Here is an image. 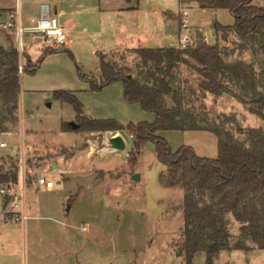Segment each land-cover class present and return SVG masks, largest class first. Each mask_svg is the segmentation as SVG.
Listing matches in <instances>:
<instances>
[{
    "label": "rangeland",
    "instance_id": "obj_1",
    "mask_svg": "<svg viewBox=\"0 0 264 264\" xmlns=\"http://www.w3.org/2000/svg\"><path fill=\"white\" fill-rule=\"evenodd\" d=\"M182 1L187 5H197L194 0ZM252 2L264 5V0ZM138 7H154L174 15L163 26L156 18L145 20L142 14L137 13L133 14L128 25L134 31L148 28L154 32L165 31L170 34L166 39L170 45L178 44L183 33L195 42L196 32L203 34L204 41L209 44L219 39L222 45L232 49L238 42L232 34L226 40H221L220 34L213 35L214 20L225 25L233 23L227 9L188 8L187 21L193 26L185 30L180 24L182 18L177 0H138ZM106 27L103 25L100 34L83 36L74 52L71 48L62 47L47 53L33 74L20 72L23 74L19 82V125L10 131V135L0 133V141L6 143L4 148H0V166L7 169L11 160L18 163L19 155L14 153L21 143L24 148L29 147L24 159L26 176L34 179V171L38 170L55 184L46 190L37 188L33 182L26 183L27 204L32 207L39 202L45 205L46 210L39 212L42 215L55 210L69 211L68 220L75 231L84 227L83 232L88 236L84 264H185L177 254L183 222L182 199L179 201L181 196L177 191L166 186L174 184L172 187L180 189L182 195L183 190L177 186L179 176L163 170L165 166L157 160L152 142L143 144L134 164L128 161L134 137L125 126L150 123L155 118L154 113L143 110L139 103L125 101L121 82L91 90L89 83L81 78L92 76L99 79L101 54L96 51L100 52L103 43L111 39ZM7 33L9 36L5 38L9 45L5 48H14V35ZM95 44L98 46L92 50ZM50 49L25 37L24 56L18 57V64L24 65L25 56L34 62L42 51ZM123 53L112 51L104 56L119 65L126 62L134 69L133 56L128 55L125 59ZM236 57L249 61L251 53L235 49L231 58ZM176 74L177 86L185 95L183 106L205 110L211 122L228 130L241 142H247L248 129L261 128L264 132V121L249 111L247 102L238 99L236 95L241 91L236 86L231 84L232 90L220 95L203 93L202 100L196 101L195 95L200 92V74L194 63L180 64ZM74 99L80 104V113L75 109ZM166 105H173L170 98H167ZM104 120L123 127L119 131L127 141L125 152L95 151L82 140L84 136L97 132L113 134L117 131L104 130ZM71 122L78 124L76 130L71 128ZM239 128L243 131L240 132ZM159 134L173 150L189 145L199 156L213 158L217 155V138L209 131L164 130ZM54 162L57 163L56 170L51 167ZM134 173L140 176L138 180L132 178ZM227 219L232 244L238 234L239 222L230 214ZM225 251L230 250H220L215 254V264H264V249L253 248L244 253L234 250L230 254ZM205 258V252H199L191 264H205Z\"/></svg>",
    "mask_w": 264,
    "mask_h": 264
},
{
    "label": "trees",
    "instance_id": "obj_2",
    "mask_svg": "<svg viewBox=\"0 0 264 264\" xmlns=\"http://www.w3.org/2000/svg\"><path fill=\"white\" fill-rule=\"evenodd\" d=\"M194 1L199 8L229 11L233 23L224 25L214 20L212 30L214 36L220 34L221 40L234 35L238 39L234 48H227L219 39L209 44L203 34L196 32L195 42L186 47L131 49L134 69L126 62L119 65L101 55L99 79L81 78L89 83L91 90L121 82L125 101L139 103L143 110L154 113L150 123L125 126L134 137L128 161L135 163L144 143L154 144L157 160L168 173L179 176L177 186L183 190L180 205L183 223L177 254L185 264H191L197 253L205 252V264H215L214 256L220 250L264 249V132L261 128L248 129L247 142H241L211 122L205 110L183 106L185 95L177 86L176 71L180 64L192 61L200 74V92L194 100L201 101L203 93L220 95L231 91L232 84L241 91L236 95L238 99L247 102L249 111L264 121V5L254 4L252 0ZM48 48L52 49L42 51L34 62L25 56L22 71L33 74L44 55L59 49ZM235 49L249 51L251 59H232ZM123 57L126 59L127 54L123 53ZM19 75L17 50L0 45V133L10 132L19 125ZM167 98L172 100V106L166 105ZM73 101L80 113L79 102ZM104 122V130L123 129L113 121ZM164 130L210 131L217 137V155L199 156L189 145L173 150L159 134ZM239 131L243 130L239 128ZM17 168V160H11L7 169L0 166V185L16 183ZM229 214L239 222L232 244L227 229Z\"/></svg>",
    "mask_w": 264,
    "mask_h": 264
},
{
    "label": "crops",
    "instance_id": "obj_3",
    "mask_svg": "<svg viewBox=\"0 0 264 264\" xmlns=\"http://www.w3.org/2000/svg\"><path fill=\"white\" fill-rule=\"evenodd\" d=\"M177 2L179 12L198 7L187 5L182 0ZM14 11L19 12L24 26L31 25L40 14L56 15L67 37L63 48L68 47L72 51L78 48L77 43L81 42L83 36L100 34L103 25H107V32L111 39L103 43L100 52L96 51L97 54L105 55L112 51H121L134 58V55L129 52L134 48L179 46V43L175 45L166 43L170 34L165 31L164 33L154 32L150 28L134 31L128 28L129 23L132 22L131 17L137 13L142 14L145 20L150 21L151 17L156 18L162 22L163 26L174 17L173 14L156 10L154 7L139 8L138 0H0L1 18H4L7 12ZM188 26L193 25L188 24ZM6 35H8L7 32H0V45L3 47L9 45ZM97 46L92 45V50ZM22 74L19 75V82ZM18 102L20 108V93ZM51 167L56 170L57 163H52ZM163 170H166V167ZM168 187L174 192L177 191V194L181 196L180 201L183 195L181 190L174 189L172 186ZM2 200L3 197L0 195V211ZM25 210L28 218L23 225L5 222L0 217V264H84L88 236L83 232L84 227L75 231L74 225L68 220L69 211L63 213L55 210L42 215L39 212L46 210L45 205L40 202L34 207L31 204L28 205L26 195ZM234 250L237 249L225 252L230 254ZM240 251L243 252V250Z\"/></svg>",
    "mask_w": 264,
    "mask_h": 264
},
{
    "label": "built area",
    "instance_id": "obj_4",
    "mask_svg": "<svg viewBox=\"0 0 264 264\" xmlns=\"http://www.w3.org/2000/svg\"><path fill=\"white\" fill-rule=\"evenodd\" d=\"M181 26L187 30V11L181 10ZM0 32H12L14 35V48L18 52V57H22L25 46V37L31 42H38L46 47L62 48L65 46L67 37L64 28L59 24L58 18L54 14H40L31 25L24 26L21 22L18 11L7 12L4 18L0 17ZM191 38L187 33L181 34L179 46L186 47L191 44ZM19 64V72H21ZM6 146L4 141H0V148ZM30 151L29 147H21L16 150L18 154V168L16 183L9 182L7 185H0V195L3 197L0 217L5 222L24 224L28 218L25 210V186L26 183H34L37 188L50 190L55 182L45 175L35 170V177L31 179L25 172V155ZM13 154V155H14Z\"/></svg>",
    "mask_w": 264,
    "mask_h": 264
},
{
    "label": "water",
    "instance_id": "obj_5",
    "mask_svg": "<svg viewBox=\"0 0 264 264\" xmlns=\"http://www.w3.org/2000/svg\"><path fill=\"white\" fill-rule=\"evenodd\" d=\"M70 125L72 128H76L78 126L73 122H71ZM82 140L84 142H87L92 147H94L95 151L114 153V152H125L127 149V141L119 130H117L113 134L97 132L95 134L84 136ZM132 178L138 180L139 175L134 173L132 175ZM68 209H69V205L67 206L66 210Z\"/></svg>",
    "mask_w": 264,
    "mask_h": 264
}]
</instances>
